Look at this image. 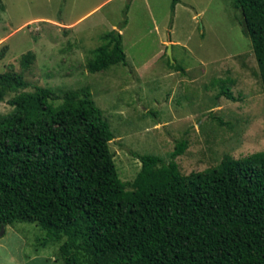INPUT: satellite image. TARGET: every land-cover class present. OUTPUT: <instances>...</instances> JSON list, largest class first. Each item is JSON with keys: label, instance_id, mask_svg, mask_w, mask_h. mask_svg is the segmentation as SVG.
<instances>
[{"label": "trees", "instance_id": "obj_1", "mask_svg": "<svg viewBox=\"0 0 264 264\" xmlns=\"http://www.w3.org/2000/svg\"><path fill=\"white\" fill-rule=\"evenodd\" d=\"M231 5L241 12L264 90V0ZM34 60L28 50L19 64L26 70ZM118 63L126 54L111 29L86 68ZM29 86L20 72H0V102L9 96L12 107L0 114V227L36 223L48 240L63 239L65 264H264V150L183 174L174 160L187 147L183 138L167 163L139 155V171L125 182L109 147L113 131L89 86L61 96ZM221 94L233 98L228 88Z\"/></svg>", "mask_w": 264, "mask_h": 264}, {"label": "rangeland", "instance_id": "obj_2", "mask_svg": "<svg viewBox=\"0 0 264 264\" xmlns=\"http://www.w3.org/2000/svg\"><path fill=\"white\" fill-rule=\"evenodd\" d=\"M171 1L0 0V72H20L26 90L41 85L59 96L88 85L125 182L139 171V155L167 163L183 138L174 158L183 174L264 150V90L240 10L231 0H179L172 10ZM111 29L122 35L126 63L91 73L90 51ZM28 50L35 60L23 70ZM227 88L232 99L221 94ZM8 98L0 114L12 109ZM62 240H48L36 223L0 227V264H65Z\"/></svg>", "mask_w": 264, "mask_h": 264}, {"label": "water", "instance_id": "obj_3", "mask_svg": "<svg viewBox=\"0 0 264 264\" xmlns=\"http://www.w3.org/2000/svg\"><path fill=\"white\" fill-rule=\"evenodd\" d=\"M169 53H170V51H169ZM1 230L3 231V227H1Z\"/></svg>", "mask_w": 264, "mask_h": 264}]
</instances>
